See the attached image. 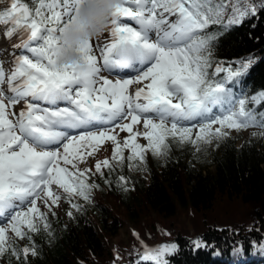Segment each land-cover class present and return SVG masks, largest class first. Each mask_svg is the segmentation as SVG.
Listing matches in <instances>:
<instances>
[{
	"label": "snow or ice",
	"instance_id": "1",
	"mask_svg": "<svg viewBox=\"0 0 264 264\" xmlns=\"http://www.w3.org/2000/svg\"><path fill=\"white\" fill-rule=\"evenodd\" d=\"M9 2L0 9V25H8L3 37H18L21 43L14 47L22 51L13 53L12 61L0 60V256L9 247L17 259L21 253L25 259L36 255L34 248L10 246L8 233L24 239L23 228L39 230L36 220L45 221L47 229L37 201L49 210L58 207L54 185L69 201L73 195L90 199L91 169L81 170L79 164L107 141L114 146L113 160L122 161L127 150L130 161L143 162L147 151L163 154L169 136L210 142L227 135L226 129L264 128V112L257 120L247 106L264 105V92L246 102L225 82L241 76L254 58L248 56L235 69L217 67L214 75L226 71L225 81L214 80L207 70L204 30L223 24L225 15V28L254 18V0H121L111 13L110 41L101 35L84 42L79 65H61L58 53L65 30L87 0ZM259 11L264 14V3ZM193 126L199 128L194 140ZM117 129L127 133L123 143ZM102 166L110 167L109 161H98L97 173ZM202 246L195 242L196 248ZM177 250L174 243L145 247L137 264H170L168 257Z\"/></svg>",
	"mask_w": 264,
	"mask_h": 264
},
{
	"label": "trees",
	"instance_id": "2",
	"mask_svg": "<svg viewBox=\"0 0 264 264\" xmlns=\"http://www.w3.org/2000/svg\"><path fill=\"white\" fill-rule=\"evenodd\" d=\"M256 6L252 19L225 28V15L223 24L204 30L209 34L207 70L214 80L227 76L226 71L214 75L217 67L235 69L248 56L254 58L241 76L225 81L246 102L264 92V14ZM247 106L260 120L264 105ZM226 131L210 142L169 136L166 151H147L143 162L130 161L126 150L122 161L113 160L112 152L110 167L102 166L100 173L91 169L87 178L98 201L78 195L69 201L63 193L64 214L43 213L47 229L45 221L36 220L39 230L23 228L24 239L12 233L10 246L34 248L36 255L25 259L21 253L17 259L9 247L0 264H137L139 253L163 235L178 248L168 257L170 264H264V128ZM179 211L191 220V230L172 225ZM121 213L134 231L125 238L119 234ZM166 220L170 226H163ZM197 240L202 247H195Z\"/></svg>",
	"mask_w": 264,
	"mask_h": 264
},
{
	"label": "clouds",
	"instance_id": "3",
	"mask_svg": "<svg viewBox=\"0 0 264 264\" xmlns=\"http://www.w3.org/2000/svg\"><path fill=\"white\" fill-rule=\"evenodd\" d=\"M120 3L121 0H87L75 23L65 30L61 38L58 53L61 65L83 63L78 49L84 42L94 40L107 31L111 13Z\"/></svg>",
	"mask_w": 264,
	"mask_h": 264
},
{
	"label": "rangeland",
	"instance_id": "4",
	"mask_svg": "<svg viewBox=\"0 0 264 264\" xmlns=\"http://www.w3.org/2000/svg\"><path fill=\"white\" fill-rule=\"evenodd\" d=\"M261 3H264V0H257L256 1V4L257 5H261ZM6 26V25H4ZM1 27V26H0ZM8 26H6L7 28ZM106 33L104 34V39H105V42H109L110 40V35L109 33H107V31H105ZM109 32V31H108ZM0 40L4 41V46L7 48V51L5 54H8L9 51H10V47L12 49H14L15 51H18L20 48H16L14 47L15 44H19L21 43L20 39L18 37H13L11 39V43L7 41L6 38L3 37V33L1 32L0 30ZM97 40V38L95 39V41ZM10 43V45H9ZM5 48V49H6ZM94 54L97 55V58H98V62H101V57H100V53L98 50L94 49ZM6 56V55H5ZM113 79L115 78H119V77H112ZM133 88H136V87H139L138 85H133L132 86ZM11 111V110H10ZM187 123V122H186ZM216 127H219V125H214L213 128H216ZM137 128L140 130V131H143V128H142V125H138ZM193 132L195 133V135H198L199 133V128L198 126H193ZM117 135H118V138L120 139V142L123 143V139L127 136V133L125 132H120L118 129H117ZM138 142L142 145V144H146L147 141L140 138L138 140ZM113 145H112V142L111 141H107L105 142L100 148L99 150L93 155V156H88L86 157V161L83 162V163H80L79 164V168L80 169H94L95 168V164L98 162V161H103L105 159H107L108 161L110 160L111 158V153H112V149H113ZM53 191L56 192L57 194L60 195V191L59 189L54 185L53 186ZM95 196V197H94ZM97 197V194L94 195L93 194V198L94 200L96 199ZM59 206H55L53 205L51 207V210L54 211L55 213L57 214H60L62 215L63 212H64V203H63V198L62 196H60V200H59ZM49 204H51V201H49ZM37 207L39 208V210L41 209V211L45 210V209H49L48 207H46L44 205V203L40 200L37 201ZM121 220L123 221L124 220V226L119 230L120 231V236L125 238L128 236V231L131 233V225L129 223H127L125 221V219L123 218V214L121 213ZM173 220V219H172ZM166 222H168V220H166ZM191 220L186 218L185 216V213L183 211H179L177 213V215L175 216V219L171 222L172 225L175 227V228H179L181 230L183 229H186V230H191V224H190ZM164 225H169L170 226V223H164ZM169 235H163L160 240L162 241H158L160 242L159 244H156L154 246L159 247V246H162V245H167V244H172V241H170V236L168 238ZM234 236V234H233Z\"/></svg>",
	"mask_w": 264,
	"mask_h": 264
},
{
	"label": "bare ground",
	"instance_id": "5",
	"mask_svg": "<svg viewBox=\"0 0 264 264\" xmlns=\"http://www.w3.org/2000/svg\"><path fill=\"white\" fill-rule=\"evenodd\" d=\"M6 87V86H5Z\"/></svg>",
	"mask_w": 264,
	"mask_h": 264
}]
</instances>
